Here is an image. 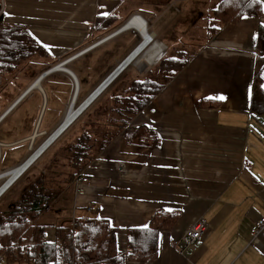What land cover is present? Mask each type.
Returning <instances> with one entry per match:
<instances>
[{
	"label": "crops",
	"instance_id": "obj_1",
	"mask_svg": "<svg viewBox=\"0 0 264 264\" xmlns=\"http://www.w3.org/2000/svg\"><path fill=\"white\" fill-rule=\"evenodd\" d=\"M120 1L0 0L5 22L25 25L53 57L60 58L57 63L81 78L76 77L77 87L72 79L36 78L27 81L8 102L0 112V158L2 147L16 148L23 157L14 166L7 167L9 163L0 167V174L27 159L36 148L31 150L33 141L42 140L62 122L74 103L79 83L78 101L84 100L109 73L105 71L86 90L83 64L92 67L103 52V58H108L103 69L110 70L141 44L144 37H140V30L128 25L131 17L142 19L151 40L127 67L142 66L161 55L166 45L148 28L156 17H146L134 9L125 18ZM192 1L165 0L155 14L163 15L171 9V14L183 12L177 19L184 20V13H193L190 20L203 22V28L210 31L209 39L193 49L188 62L91 161L83 171L88 183H67L34 218V224L44 226L45 241L54 240V228L71 230L74 218L95 214L114 228L116 247L122 252L126 230L145 226L150 214L161 208L178 210L180 216L170 230L158 234L156 257L149 262L126 264H264V234L253 236L257 218L264 217V121L248 115L250 81L257 71L264 90V56L254 46L256 26L264 25V14L218 23L216 29L210 11L220 0H196L197 4L190 5ZM108 15H113L115 21L110 30L89 28L95 18ZM127 35L138 41L116 61L117 54L110 53ZM155 49L158 53L154 59L148 58ZM121 72L104 88L105 92ZM200 98L218 99L220 104L202 108L198 106ZM32 101L37 109L25 119V110L29 111ZM49 102L54 109L63 110L61 116L60 112L54 113V118L60 116L57 121H44ZM15 110L16 119H12ZM146 129L158 139V145L150 149ZM198 218L206 222L204 233L199 240L182 246L179 238ZM0 264L33 263L1 260Z\"/></svg>",
	"mask_w": 264,
	"mask_h": 264
},
{
	"label": "trees",
	"instance_id": "obj_2",
	"mask_svg": "<svg viewBox=\"0 0 264 264\" xmlns=\"http://www.w3.org/2000/svg\"><path fill=\"white\" fill-rule=\"evenodd\" d=\"M210 13L215 21L213 27L216 28L218 23L235 22L244 15L264 14V0H220ZM113 19V15L98 16L89 24V28L110 30L115 24ZM254 46L256 52L264 56V25L261 23L256 26ZM193 54L194 52L185 54L182 51L171 57L161 54L150 66L142 69V72L148 74L145 78L132 79L121 93L104 96L103 89L0 194L1 199L39 160L51 155L47 162L48 166L47 164L44 166V172L37 174L21 189L18 197L0 211V261L18 263L31 261L33 264H126L149 262L156 257L158 234L174 226L180 216L178 210L158 208L150 214L145 226L127 229L125 249L122 252L117 250L114 228L107 220L95 214L74 218L71 230L54 228L52 242L45 241L44 226L34 224L33 220L67 183L84 175L83 171L91 161L130 123ZM59 59L53 57L29 33L25 25L5 22L0 11V88L7 82L3 77L17 73L21 63L40 62L45 64L47 69L54 66ZM76 77L81 80L77 74ZM64 79L71 80L65 73L51 72L40 80ZM261 84L262 77L260 71H257L251 78L248 97V115L256 120L264 118V90ZM80 87L79 83L74 106L82 101L77 100ZM219 104L218 99L198 100V106L202 108H215ZM74 125L76 135L73 140L57 150L50 149L52 144ZM146 134L147 137L150 134L149 149L157 146L158 139L155 134L150 129ZM42 140L38 142L34 140L32 148H37ZM26 157L27 155L23 160ZM3 180L0 179V184Z\"/></svg>",
	"mask_w": 264,
	"mask_h": 264
},
{
	"label": "rangeland",
	"instance_id": "obj_3",
	"mask_svg": "<svg viewBox=\"0 0 264 264\" xmlns=\"http://www.w3.org/2000/svg\"><path fill=\"white\" fill-rule=\"evenodd\" d=\"M120 3L122 5L121 12L122 13L124 12L125 18L129 16L134 9L141 11L146 17L153 18L151 16L152 14L156 17V20L149 22L148 28L155 32L156 38L160 39L163 43H165L166 47L161 53L165 57L175 56L176 52L178 51H182L185 54H188L192 52L193 49H196L197 45L204 44L209 39L207 35L210 31L203 28V22H193L192 20H190L193 17V13L190 12L184 13V20H180L177 18L182 16L183 12L171 14V9L166 11L167 8L170 7L168 6L167 8L164 9V12L165 11L166 12L163 15L162 14L156 15L155 13H158L159 10L164 6L165 0H121ZM197 3L198 2L194 0L190 2V5ZM130 37L132 41L129 40ZM136 41L138 40L137 39L135 40V36L132 37L131 35H127V37L123 38L122 42H118L117 44H115L114 50L110 54L111 55L117 54L116 61H119L123 57V55L130 49V46H132ZM125 44H127V47L125 48V50L121 51V49L124 47ZM104 58L102 52L98 60L92 64V67L88 64H83L84 68H82V74H83L82 80H86V84H87L85 88L86 90L91 89L92 86L95 83H97L105 73L109 71L108 74H110L113 71L114 67L122 60L121 59L115 66H113L109 70V68L103 69V64L107 63L108 61V58L105 59ZM114 63L110 64L109 67H111ZM42 64H40V62H33V61H28L24 64L21 63L19 64L20 70L17 73L7 74L3 77L4 80H9V81L0 88V112L6 107L8 102L18 93V91L24 87L27 81H32L37 78L38 74L46 66L45 64L43 65ZM134 65L132 64L129 65L123 71V73L121 72V74L115 79L114 83H112V85L104 93V96H108L110 92L121 93L123 90H125L126 86L132 79H142L148 75L146 72H142V69L150 65H146L144 68L139 65L138 66L136 65L134 66ZM106 77L101 79V81L97 84L96 88L105 81L104 79ZM4 80H2V83L4 82ZM114 90L116 92H114ZM36 109H37V105L34 104L32 101V105L30 106L29 111L25 110L24 118L26 119L28 117V114L33 116ZM55 112L58 113L60 112V116H61L63 110L54 109L52 107V102H49L47 110L45 112L44 121L53 120V119L57 121L60 118V116H56L54 118ZM15 114H16V110L12 113L10 118L16 119L14 118ZM32 120L33 117H30L29 122H32ZM261 120L264 121V118H261ZM75 126L76 125L72 126L64 135H62L59 141H56L54 145L51 146L50 149L57 150L59 148L58 146L59 142H61L62 144L71 142L74 136L76 135ZM11 136L12 134L9 135V137ZM41 142H39V144ZM33 149L34 148H32L31 150ZM31 150L29 151L27 156L30 154ZM22 157L23 156H21V151L17 150L16 148L2 147L0 167H2L3 165L6 167V165H8L9 163L10 164L7 167L14 166L22 159ZM50 158L51 155L49 157L46 156L41 160H39L38 163L29 172H27L22 178H20L13 185V187L9 191H7V193L0 199V211L4 210L7 205H9L14 199H16L21 189L32 179H34L37 176V174L39 173L41 174L44 172V168H45L44 166L47 164ZM50 168H52V166H50ZM48 239L49 238H46V240Z\"/></svg>",
	"mask_w": 264,
	"mask_h": 264
},
{
	"label": "water",
	"instance_id": "obj_4",
	"mask_svg": "<svg viewBox=\"0 0 264 264\" xmlns=\"http://www.w3.org/2000/svg\"><path fill=\"white\" fill-rule=\"evenodd\" d=\"M125 24V23H124ZM124 24H123V26H124ZM139 33V32H138ZM139 35H140V37L141 38H143V36L139 33ZM138 46H139V44H138ZM138 46H136L127 56H126V59H125V61L127 60V57L135 50V49H137V47ZM144 46V45H143ZM142 46V47H143ZM142 47H138V48H142ZM132 59V58H131ZM130 60V59H129ZM154 62V60L152 61V62H150V63H147V64H149V65H151L152 63ZM147 64H143L141 67H145ZM121 66V65H120ZM124 66V65H123ZM53 70H61V71H63V72H65V73H67L70 77H71V79L74 81V83H75V85H76V87H77V83H76V77L68 70V69H66V68H64L63 66H62V63H57V64H55L54 66H51V67H49L47 70H45L44 72H42L38 77H37V79L36 80H40L44 75H46L47 73H49V72H51V71H53ZM115 71L116 70H113L104 80V82L102 83V84H100L96 89H94L78 106H77V108L78 107H81L82 105V107L80 108V110L77 112V114L69 121V122H67L63 127H62V129H60V130H58L57 132H56V134H54L55 133V131L63 124V122L65 121V119H66V116L64 117V119L62 120V122L46 137V139L35 149V151L37 150V149H39L40 147H42L46 142H47V140L52 136V138H51V140L47 143V144H45L44 146H43V149L50 143V142H52L53 141V139L54 138H56L67 126H68V124H70L72 121H73V119L93 100V98L96 96V94L101 90V88L103 87V85L105 84V82L107 81V80H110V78L115 74ZM76 93H77V88H76V91H75V94H74V97H75V95H76ZM71 107H72V105H71ZM76 108V109H77ZM68 113V112H67ZM54 135V136H53ZM42 149V150H43ZM26 160L27 159H25L21 164H19L17 167H15L14 169H16V168H19L20 166H22L25 162H26ZM33 160V159H32ZM32 160L31 161H29L26 165H25V167L22 169V170H24L31 162H32ZM14 169H12V170H9V171H7V172H4V173H2V174H0V178H3V177H6L11 171H13ZM17 176H19V175H17ZM16 176V177H17ZM16 177H14L9 183H7V185H5L4 186V184L6 183V181L5 182H3L2 184H0V194L2 193V191L3 190H5L6 189V187L7 186H9L10 184H11V182L12 181H14L15 180V178ZM4 186V187H3ZM3 187V188H2Z\"/></svg>",
	"mask_w": 264,
	"mask_h": 264
},
{
	"label": "bare ground",
	"instance_id": "obj_5",
	"mask_svg": "<svg viewBox=\"0 0 264 264\" xmlns=\"http://www.w3.org/2000/svg\"><path fill=\"white\" fill-rule=\"evenodd\" d=\"M134 18V17H133ZM131 19L130 21H128L129 23H128V25L130 26V25H134V26H136L137 28H138V30H140V33L143 35V37H144V39H143V41L141 42V44L138 46V47H142L143 45H146L147 43H148V41H149V39L151 40V35L150 34H148L147 33V31H146V28H145V23L144 22H142L141 20L142 19H137V20H135V19ZM154 43V42H153ZM156 43H158V42H156ZM158 45V44H157ZM153 45H151L150 46V48L152 47ZM137 47V49H135L128 57H127V60H129V59H131L134 55H136L142 48H138ZM153 48V47H152ZM158 48V47H157ZM161 50V49H160ZM146 51H148V49L146 50ZM155 52V53H154ZM157 53H158V50H154V51H152V52H149V54L147 55V57L148 58H150V57H152L153 58V56H156L157 55ZM154 59V58H153ZM152 60V59H151ZM153 61V60H152ZM151 62V61H150ZM149 62V63H150ZM121 65H124L123 63L121 64ZM37 83V81L36 82H34V84L35 85H38V84H36ZM74 105V103L72 104V107L70 108V111H69V113H68V115H67V117H66V119H65V121L63 122V124L55 131V133L54 134H56V132L58 131V130H60V129H62V127L67 123V122H69L76 114H77V112L80 110V108L83 106H81V107H78L77 108V106H73ZM77 108V109H76ZM81 113V112H80ZM79 113V114H80ZM78 114V115H79ZM77 115V116H78ZM76 116V117H77ZM75 117V118H76ZM74 118V119H75ZM73 119V120H74ZM69 125V124H68ZM54 136V135H53ZM51 138H52V136L47 140V142L45 143V144H47L50 140H51ZM55 139V138H54ZM53 139V140H54ZM52 142H50L48 145H50ZM44 144V145H45ZM43 145V146H44ZM47 145V146H48ZM43 146L42 147H40L39 149H37L36 151L34 150V152L32 153V154H30L29 155V157L27 158V160H26V162L22 165V166H20L19 168H16V169H14L13 171H11L7 176V181H6V183L4 184V186L5 185H7V183H9L14 177H16L17 175H20L37 157H38V155L39 154H41L44 150H45V148L47 147H45L44 149H43ZM43 149V150H42ZM33 159V160H32ZM32 160V162L24 169V170H22L24 167H25V165L29 162V161H31ZM18 177V176H17ZM16 177V178H17ZM15 178V179H16ZM4 181V182H5ZM13 182V181H12ZM11 182V183H12ZM3 186V187H4ZM2 187V188H3ZM8 187V186H7ZM6 187V188H7ZM4 191V190H3ZM2 191V192H3Z\"/></svg>",
	"mask_w": 264,
	"mask_h": 264
},
{
	"label": "built area",
	"instance_id": "obj_6",
	"mask_svg": "<svg viewBox=\"0 0 264 264\" xmlns=\"http://www.w3.org/2000/svg\"><path fill=\"white\" fill-rule=\"evenodd\" d=\"M133 17H131L128 21H130ZM134 28V27H132ZM150 41V40H149ZM126 59V58H125ZM122 60L120 63L127 65L132 60ZM119 66V65H118ZM124 66H120L116 69L115 74L110 78V80H107L101 90L96 94V96L122 71ZM95 96V97H96ZM73 182L77 185L79 184H87L88 180L82 176V177H76L74 178ZM90 209V207H89ZM255 229L253 231V236H257L258 234H264V217L259 216L255 223ZM206 229V222L202 218L196 219L193 223H191L183 232L181 237L179 238V243L182 246H188L195 242L196 240H199L201 235L204 233Z\"/></svg>",
	"mask_w": 264,
	"mask_h": 264
}]
</instances>
